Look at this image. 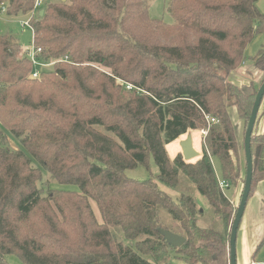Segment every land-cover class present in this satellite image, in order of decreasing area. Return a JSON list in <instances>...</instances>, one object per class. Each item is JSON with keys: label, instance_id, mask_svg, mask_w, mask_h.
I'll list each match as a JSON object with an SVG mask.
<instances>
[{"label": "trees", "instance_id": "1", "mask_svg": "<svg viewBox=\"0 0 264 264\" xmlns=\"http://www.w3.org/2000/svg\"><path fill=\"white\" fill-rule=\"evenodd\" d=\"M34 1L0 0V11L26 16ZM257 1L168 0L172 24L150 18L145 0L48 2L30 20L34 43L44 58L67 61L37 78L20 43L0 34V126L24 148L10 149L0 130V264H12L8 256L18 264L229 263L233 204L225 192L241 181V166L228 107L245 133L260 85L237 86L228 75L264 34ZM250 59L264 72V49ZM263 103L264 95L256 121ZM205 115L218 120L206 146L225 192L204 148L190 161L166 152L206 127ZM250 154L248 197L264 179V132L254 127ZM31 158L51 179L41 181ZM151 160L156 174L127 175ZM51 180L77 190L50 189ZM193 189L213 211L206 225ZM161 229L185 242L168 244Z\"/></svg>", "mask_w": 264, "mask_h": 264}, {"label": "rangeland", "instance_id": "2", "mask_svg": "<svg viewBox=\"0 0 264 264\" xmlns=\"http://www.w3.org/2000/svg\"><path fill=\"white\" fill-rule=\"evenodd\" d=\"M51 1H57V0H45V2L43 4H41V6L39 7V9L37 11L42 10L41 9L42 6H44L46 3L51 2ZM145 1L148 5V14H149L150 18L158 19L165 24L174 23V18L172 17V15L170 14V12L168 10V0H145ZM257 6L261 10V12H264V0H258ZM35 16H36V14H33V16H31V14H29L26 16L19 15V16L9 17L0 11V34L12 35L18 43L22 44L23 46H28L30 41L32 40V32L29 28L23 27L21 25V22L28 20L30 18L33 19V18H35ZM23 46H21V49ZM260 48L264 49V34L256 35L247 44V46L244 50V62L237 69L231 71L228 75V80L230 82H232L233 84H235L237 86L248 84L250 81L257 84V86L261 85L262 80L264 78V72L259 70L256 67H254L253 63L250 59L251 56H253L257 52V50ZM21 53H22V50H21ZM247 65H249L250 70H248V68L246 67ZM235 73L237 74V76H236L237 78L234 76ZM228 113H229L231 123H232L233 129H234L233 131H234L235 142H236V147H237V152H238L237 162L239 161V165L241 166V169H240L241 181L237 184L236 187H232L228 191V194L226 193L227 197H229V199H231L233 188L236 189V196L232 200L233 206H232L231 221H233V218L235 216V213L237 211V208H238V205L240 202L241 194L243 191V185H244L243 184V178L245 177V152H244L245 133H244V126H243L242 120L239 118L237 111H236V108L234 106H229L228 107ZM210 126H208L206 123V127L208 128V130L210 129ZM0 130L7 136L8 147L10 149H12V150L22 149V150H24V148L19 144V141L16 138H14L12 136V134L7 129L0 126ZM254 130L256 133H263L264 132V103L261 105L260 110L258 112V118H257L256 124L254 126ZM185 136H186V134H184L179 139H177V140H175V141H173V142H171L165 146L168 157L173 158L172 156H174V147H180L179 146V140L183 139ZM208 136H209V131H208V135H206L205 137L201 135L200 131H198V133L194 132V134H192L194 146L200 152L203 151L202 140L205 139V142L208 143V141H207ZM208 150L210 153V158L212 160L213 166L216 170V167L219 168V163L215 157H212L209 147H208ZM234 156H235V154H234ZM31 164L34 167H38L42 170V180H41L42 182H45L46 180L51 179L50 174L48 172H46L45 170H43V168H41V166L33 158H31ZM156 172H157V166L155 165L153 160H151V166L149 168H145L143 166H138L134 169L128 170L127 175L129 177H133V178L142 180L144 178H147L151 175L156 174ZM217 174H218V171H217ZM219 177H220V170H219V174H218V178ZM49 188L50 189L75 190V191L77 190V187L75 185L57 184L53 180H51ZM164 188H166V187H164ZM166 189H167L166 191L169 192L170 194H172L173 196H177V193L175 192V190H171L168 188H166ZM194 190L195 189L192 190L193 196H194ZM224 192H225V190H224ZM92 207H93V211H94L97 219L100 220V215H99L98 210L96 208V205L94 203H92ZM164 217H167V216L164 215ZM172 222L173 221L169 220V223H172ZM172 229L175 232H178L177 229H175V228H172ZM228 230H230V227L228 228ZM263 239H264V237H263ZM262 240H259L257 242L258 245L261 243ZM227 246H228V243H227ZM257 247L254 248L253 254H252V255H254L252 257V259L255 261L254 264H264V241L262 242L260 247H258V249H257ZM238 253H239V248L237 247V254ZM7 260L12 264H18V261L14 256H8ZM175 260L176 259L171 258V264H175Z\"/></svg>", "mask_w": 264, "mask_h": 264}, {"label": "crops", "instance_id": "3", "mask_svg": "<svg viewBox=\"0 0 264 264\" xmlns=\"http://www.w3.org/2000/svg\"><path fill=\"white\" fill-rule=\"evenodd\" d=\"M23 46L22 44H20ZM249 69V65L246 66ZM236 77L237 74L235 73ZM237 78V77H236ZM180 151V147H174V156ZM172 156V157H174ZM171 158V157H170ZM216 173L219 168L216 167ZM217 174V175H218ZM220 178V177H219ZM232 188V187H231ZM226 190L225 193L228 194ZM256 189V190H255ZM253 193L248 197L239 227L237 229L235 249H236V264H254L255 261L252 259L254 255L253 250L258 246V241L264 237V180L257 183ZM196 190V189H195ZM194 190V199L196 206L201 210L202 215L199 216L198 220L201 225H206L213 215V211L209 206L206 199ZM236 196V189L233 188L230 201ZM262 238V239H261ZM237 245V246H236ZM237 247L239 253L237 254ZM258 249V247H257ZM175 264H187L181 260H175Z\"/></svg>", "mask_w": 264, "mask_h": 264}, {"label": "water", "instance_id": "4", "mask_svg": "<svg viewBox=\"0 0 264 264\" xmlns=\"http://www.w3.org/2000/svg\"><path fill=\"white\" fill-rule=\"evenodd\" d=\"M43 13V10H40L39 15ZM264 95V81L258 88V91L255 96L254 103L251 108L250 116L248 119L247 127L245 130V138H244V152H245V163H246V177L245 183L243 187V191L241 194L240 202L233 218L231 228H230V236L228 242V254H229V263L228 264H236V235L237 229L240 224V220L248 199L251 180H252V159L250 154V136L256 121L257 111L260 105L261 98ZM180 152L185 161H190L200 156L201 152L195 148L192 134L189 132L183 139L179 140ZM160 234L166 240V242L170 245L179 247L185 242V238L179 234H175L169 230L161 229L159 230Z\"/></svg>", "mask_w": 264, "mask_h": 264}, {"label": "built area", "instance_id": "5", "mask_svg": "<svg viewBox=\"0 0 264 264\" xmlns=\"http://www.w3.org/2000/svg\"><path fill=\"white\" fill-rule=\"evenodd\" d=\"M42 3H43V0H35L34 5H33V7H34L33 11L36 12ZM1 12H4V8L1 9ZM35 12H32L31 16H33V14ZM30 20H31V18L21 22V25L23 27L29 28L32 32V40L30 41L29 45L23 46L21 50H22L23 56L26 57L31 63V66H32V71L30 74L31 77L37 78L42 71L49 70L53 66L54 63H56L58 61H67V57H64L63 59H46V58H44L42 56V49L40 47L36 46L34 43L33 30H32ZM126 87L131 88L130 85H127ZM205 120H206V123L208 126L218 122V120L211 115H205ZM208 131H209L208 128L205 127V128L200 130V133L202 136L205 137L206 135H208ZM202 143H203V148L205 149L206 153L210 157V153H209V150L206 146L205 139L202 140ZM218 184H219V187L221 188V190H223V191L227 188V183L223 179L219 178Z\"/></svg>", "mask_w": 264, "mask_h": 264}]
</instances>
